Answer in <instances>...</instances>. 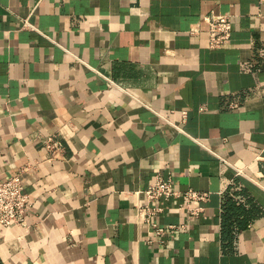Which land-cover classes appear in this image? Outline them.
Wrapping results in <instances>:
<instances>
[{
    "label": "crops",
    "instance_id": "crops-1",
    "mask_svg": "<svg viewBox=\"0 0 264 264\" xmlns=\"http://www.w3.org/2000/svg\"><path fill=\"white\" fill-rule=\"evenodd\" d=\"M17 172L31 206L0 224V264H264V1L0 0V180ZM158 173L182 194L149 200ZM148 203L185 226L160 241Z\"/></svg>",
    "mask_w": 264,
    "mask_h": 264
},
{
    "label": "built area",
    "instance_id": "built-area-1",
    "mask_svg": "<svg viewBox=\"0 0 264 264\" xmlns=\"http://www.w3.org/2000/svg\"><path fill=\"white\" fill-rule=\"evenodd\" d=\"M203 20L207 24L208 40L211 47H227L231 44L233 21L228 13H209L203 16ZM197 30L198 26L192 27L190 32L194 34L198 32ZM182 115L186 119V109L182 111ZM45 145L51 150H56L60 146V142L55 134H50L45 139ZM238 171L242 172V169H238ZM143 192L149 200L160 197L168 198L182 194V191L175 187L172 177H166L162 173H158ZM183 194L186 200L181 203V207L185 208L190 215H200L203 210V205L195 204L194 202L207 200L209 198V191L189 187L184 190ZM30 206V195L24 186L21 172L11 174L7 178L0 180V224L26 223L25 213L29 210ZM145 207H148V215L145 219L153 225V231L160 241H164V235L171 229L185 226V224L164 225L153 221L152 215L162 210L163 207H151L149 203Z\"/></svg>",
    "mask_w": 264,
    "mask_h": 264
}]
</instances>
